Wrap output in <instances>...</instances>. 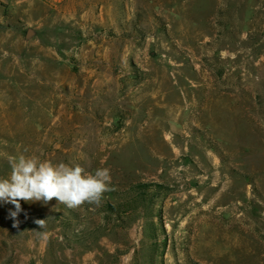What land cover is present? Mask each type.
Here are the masks:
<instances>
[{
  "label": "rangeland",
  "instance_id": "rangeland-1",
  "mask_svg": "<svg viewBox=\"0 0 264 264\" xmlns=\"http://www.w3.org/2000/svg\"><path fill=\"white\" fill-rule=\"evenodd\" d=\"M21 154L111 190L0 202V264H264V0H0V179Z\"/></svg>",
  "mask_w": 264,
  "mask_h": 264
},
{
  "label": "clouds",
  "instance_id": "clouds-1",
  "mask_svg": "<svg viewBox=\"0 0 264 264\" xmlns=\"http://www.w3.org/2000/svg\"><path fill=\"white\" fill-rule=\"evenodd\" d=\"M10 167V177L0 179V202L14 206L15 210L9 213L14 220L23 211L21 201L47 204L55 199L69 208L84 204L99 206L104 193L111 190V175L107 168L89 173L79 164H53L23 154L13 158ZM36 223L44 226V220Z\"/></svg>",
  "mask_w": 264,
  "mask_h": 264
},
{
  "label": "trees",
  "instance_id": "trees-1",
  "mask_svg": "<svg viewBox=\"0 0 264 264\" xmlns=\"http://www.w3.org/2000/svg\"><path fill=\"white\" fill-rule=\"evenodd\" d=\"M134 190H137L138 196H132L131 193L126 194L121 201V203L114 205V206H108V208L112 211L114 214H128L133 210H136L140 208L143 204H147L149 202H153L155 198L160 197L162 194H164L165 188L161 185H155V184H139L133 187ZM152 189V190H147ZM159 220H160V226L164 229L163 220L161 213L159 214ZM154 224L151 223L150 227H152ZM154 230L153 228H150ZM150 239L155 241V232L151 231L150 233ZM166 245H164L165 249Z\"/></svg>",
  "mask_w": 264,
  "mask_h": 264
},
{
  "label": "water",
  "instance_id": "water-1",
  "mask_svg": "<svg viewBox=\"0 0 264 264\" xmlns=\"http://www.w3.org/2000/svg\"><path fill=\"white\" fill-rule=\"evenodd\" d=\"M30 35V34H29Z\"/></svg>",
  "mask_w": 264,
  "mask_h": 264
}]
</instances>
